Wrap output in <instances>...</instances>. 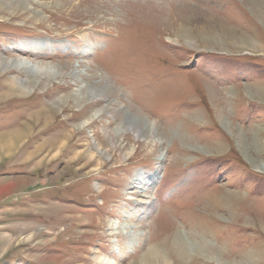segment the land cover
Returning a JSON list of instances; mask_svg holds the SVG:
<instances>
[{"label": "rangeland", "instance_id": "1", "mask_svg": "<svg viewBox=\"0 0 264 264\" xmlns=\"http://www.w3.org/2000/svg\"><path fill=\"white\" fill-rule=\"evenodd\" d=\"M1 58L0 264H264V0H0Z\"/></svg>", "mask_w": 264, "mask_h": 264}, {"label": "bare ground", "instance_id": "2", "mask_svg": "<svg viewBox=\"0 0 264 264\" xmlns=\"http://www.w3.org/2000/svg\"><path fill=\"white\" fill-rule=\"evenodd\" d=\"M181 30V29H180ZM177 35H178V33H177ZM245 38V37H244ZM172 40V39H171ZM173 41V40H172ZM220 43V42H219ZM27 44V43H26ZM215 44V43H214ZM25 46V45H24ZM27 47H25V50L26 51H28V52H30V53H34V55H36V52H41V51H43L44 49L43 48H40V47H42V46H45L44 44H42V46L40 45V46H31L29 43L26 45ZM219 46H221L220 44H219ZM17 49L16 50H14V51H12V52H17V51H19V52H21L22 51V54H24L26 51H24L23 49H19L18 47H16ZM88 48V47H87ZM43 49V50H42ZM12 50V49H11ZM86 52V51H85ZM55 55V54H54ZM53 55V56H54ZM86 55H88V54H86ZM50 56H51V54H50ZM56 56V55H55ZM40 57H42V56H40ZM44 57H45V55H44ZM50 58V57H49ZM80 58V57H79ZM48 59V58H47ZM15 59H13V61L12 60H5V59H0V76L3 74V73H5L6 71H9L10 69H14V68H16V69H20V70H25V71H28V70H30L29 69V67H30V65H29V63H25V62H22V61H14ZM75 67V66H74ZM83 67V66H82ZM45 69V68H44ZM32 71V70H31ZM34 71V70H33ZM44 71V70H43ZM42 71V72H43ZM46 71V70H45ZM92 71H90L89 69L88 70H83V69H81V70H79V69H77V68H74L73 70H72V73L70 74V76H73L74 78H76L77 79V82L78 81H81V82H84V84L81 86V90H79L80 91V94L79 93H76L75 94V98H77V100L76 101H78L79 102V100L81 99V97H79V96H81V95H83V100H84V103H83V105L82 106H84V104H85V102H86V100L88 99V97H91V96H93L94 98H97V99H99V98H102L103 96H104V93H108V92H110L107 88H102V89H100L99 87L101 86L100 85V82H98V85H97V87H94V85L92 84V81L91 80H93V78H97V77H99V74H97L96 76H94V74H92L91 73ZM64 74V73H63ZM101 76V75H100ZM18 82V81H17ZM16 82H14V80H11L10 81V83L7 85L8 86V88H9V91L11 92V93H13V92H15L17 89H18V87L16 86V84H15ZM78 87V86H77ZM86 89V90H83V89ZM76 90V89H75ZM85 91V92H84ZM25 92V91H24ZM84 92V93H83ZM68 100V99H67ZM82 100V101H83ZM75 101V102H76ZM114 103L115 104H119L120 105V103H119V101H117V100H114ZM79 104V103H78ZM120 107H121V105H120ZM114 109V108H113ZM117 110V109H116ZM128 119H129V121H128V123H129V125H130V127H133V125L134 124H136L137 122L133 119V117L131 116V115H129L128 116ZM222 120L224 121V123H225V119L224 118H222ZM88 124V123H87ZM226 125V124H225ZM84 126V125H83ZM129 129V128H128ZM115 130V129H114ZM146 131L147 130V133L150 135V134H152V133H154L155 132V130H156V127L153 125V124H148L147 125V127L146 128H142V130L141 131ZM122 133V132H121ZM145 133V132H144ZM143 134V133H142ZM25 133H24V131L22 130H18V131H15V132H13L12 134H8L7 135V137H5V138H2L1 136H0V151H2V152H4V153H10V151L12 150V149H15L16 147H18L19 146V143L20 142H22L23 141V139L25 138ZM138 135V134H137ZM62 136V135H61ZM143 136V135H142ZM27 137V136H26ZM60 137V136H59ZM139 137V136H138ZM158 140H160V139H158ZM208 147V146H207ZM55 149H61L59 146H57ZM197 149H199V148H197ZM197 151V150H196ZM202 153V152H201ZM204 153V152H203ZM206 154V153H205ZM164 157H165V153H162L160 156H159V161H163L164 160ZM258 167V170L259 169H262V167L261 166H257ZM156 176H157V174L156 175H154V176H152V180H153V182L155 181V180H157L156 179ZM141 177V173L140 174H138V178H140ZM17 182V184L16 185H19L21 182H23L24 181V179H23V181L22 180H20V179H18V180H16ZM156 182V181H155ZM146 190V189H145ZM138 196H141V193L140 194H138ZM152 202V201H151ZM150 204H152V203H150ZM150 204H148V205H150ZM147 204L145 205L146 206V211H147V206H148ZM33 233V232H32ZM127 234V233H126ZM129 235H130V237H131V240L134 238L133 236H135V235H132V233L130 232L129 233ZM136 238V237H135ZM179 240V241H181V243H183V246H181V252L182 253H184V251H186L187 253H193L194 252V245H193V243L192 242H187V240L186 239H184V238H182L181 237V235H177V238H176V240ZM178 242V241H177ZM176 243V242H175ZM179 243V242H178ZM209 246V245H208ZM210 247V246H209ZM188 248V249H187ZM212 251H214V250H212ZM183 255V254H182ZM188 255V254H187ZM100 261H101V259H99ZM142 264H167V262L165 261V259L163 258V256L161 255V253L159 252V251H157V250H154V248H151V249H149L148 250V252L145 254V257H144V259H143V261H142Z\"/></svg>", "mask_w": 264, "mask_h": 264}, {"label": "crops", "instance_id": "3", "mask_svg": "<svg viewBox=\"0 0 264 264\" xmlns=\"http://www.w3.org/2000/svg\"><path fill=\"white\" fill-rule=\"evenodd\" d=\"M19 179L23 181V179H25V178H22V179H21V178H19ZM21 183H22V182H21Z\"/></svg>", "mask_w": 264, "mask_h": 264}]
</instances>
